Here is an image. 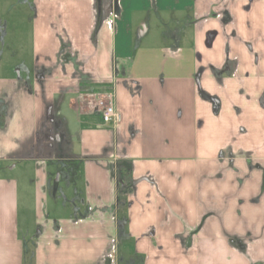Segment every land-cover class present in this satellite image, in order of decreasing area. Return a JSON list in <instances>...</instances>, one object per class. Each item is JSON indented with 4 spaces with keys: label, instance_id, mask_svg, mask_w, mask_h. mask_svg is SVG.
I'll use <instances>...</instances> for the list:
<instances>
[{
    "label": "crops",
    "instance_id": "1",
    "mask_svg": "<svg viewBox=\"0 0 264 264\" xmlns=\"http://www.w3.org/2000/svg\"><path fill=\"white\" fill-rule=\"evenodd\" d=\"M19 1L36 12L33 62L6 70ZM176 1L150 0L172 12L173 43L134 47L129 23L119 51L121 0H0V264H24L25 244L32 264H264V0ZM28 162L44 192L74 194L70 218L21 238L14 173Z\"/></svg>",
    "mask_w": 264,
    "mask_h": 264
},
{
    "label": "rangeland",
    "instance_id": "2",
    "mask_svg": "<svg viewBox=\"0 0 264 264\" xmlns=\"http://www.w3.org/2000/svg\"><path fill=\"white\" fill-rule=\"evenodd\" d=\"M182 4L179 7H183L190 0H178ZM176 0H160V5L170 7L173 9L177 4ZM17 10H13L10 14L4 16V21L8 22V31L5 34V38L2 41L3 45V68L6 70L14 63L20 65L27 64L29 67L33 62L32 55V34L30 32L29 24L30 19L35 16L32 5H25L24 2L15 3ZM173 6V7H172ZM121 16L118 17L117 27L118 32L116 34L117 49L122 51V47L125 46L128 38L127 36V24L130 23L132 32L130 41L131 44L136 47L138 43H142V46H164L169 43H173L171 35L173 31H178L179 27L174 25L171 21L172 12L162 11L156 12L152 6L150 0H121ZM21 8V9H20ZM141 8L146 9L144 12ZM22 9L24 11H22ZM179 18H185L181 13L176 12L173 14ZM182 16V17H181ZM145 25V26H144ZM148 28L146 34L141 35L143 28ZM191 28L185 33V37L190 40L192 38ZM187 40V41H188ZM2 46V45H1ZM121 48V50H120ZM17 67H21V66ZM17 71V68H15ZM17 73V72H16ZM76 118L71 119V129L77 128ZM42 132V130H41ZM40 136L42 134H39ZM15 176L19 179V230L21 238H26L29 233L33 235L37 232V224L44 216H50L51 218H57L63 220L66 217L70 218V210L66 208V202L69 199H73L74 194L73 187L67 186L66 181L59 183L57 196L54 197L51 188L47 192L43 191V186H39V181L42 179L41 173L34 163L28 162L27 164H19L16 168ZM57 176L54 181L56 182ZM56 192V189L54 190ZM39 200H43L41 208L37 203ZM68 200V201H67ZM28 243V242H27Z\"/></svg>",
    "mask_w": 264,
    "mask_h": 264
},
{
    "label": "trees",
    "instance_id": "3",
    "mask_svg": "<svg viewBox=\"0 0 264 264\" xmlns=\"http://www.w3.org/2000/svg\"><path fill=\"white\" fill-rule=\"evenodd\" d=\"M2 38V36L0 35V39ZM69 48H70V45L68 43H65L63 42L62 43V47H61V50H60V57H63V59H68L69 60H74V57L71 56L70 54V51H69ZM77 65V64H76ZM124 170L121 171V174H123ZM133 185V182H131L130 184V187ZM128 188L125 185L121 186L119 188V194H118V200H119V203H123L125 204L127 202V198H126V193L128 192ZM127 217L126 216H123L121 217L120 221H119V228H120V232H121V235L123 234L124 235V231L127 230V226H126V220ZM29 249V246L27 244H25V253H24V264H32L33 262V252Z\"/></svg>",
    "mask_w": 264,
    "mask_h": 264
},
{
    "label": "built area",
    "instance_id": "4",
    "mask_svg": "<svg viewBox=\"0 0 264 264\" xmlns=\"http://www.w3.org/2000/svg\"><path fill=\"white\" fill-rule=\"evenodd\" d=\"M100 105L102 108L101 116L104 123L110 124L120 120V115L116 110L112 94H105L100 101Z\"/></svg>",
    "mask_w": 264,
    "mask_h": 264
}]
</instances>
